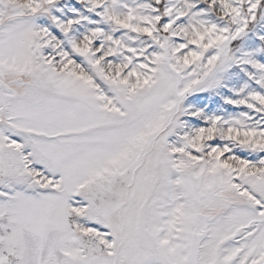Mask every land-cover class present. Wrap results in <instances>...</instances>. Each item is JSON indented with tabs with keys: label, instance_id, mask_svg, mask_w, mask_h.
Listing matches in <instances>:
<instances>
[{
	"label": "snow or ice",
	"instance_id": "6c2138e0",
	"mask_svg": "<svg viewBox=\"0 0 264 264\" xmlns=\"http://www.w3.org/2000/svg\"><path fill=\"white\" fill-rule=\"evenodd\" d=\"M0 264H264V0H0Z\"/></svg>",
	"mask_w": 264,
	"mask_h": 264
}]
</instances>
